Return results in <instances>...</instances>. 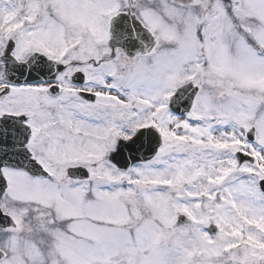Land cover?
<instances>
[{"label":"snow or ice","instance_id":"6c2138e0","mask_svg":"<svg viewBox=\"0 0 264 264\" xmlns=\"http://www.w3.org/2000/svg\"><path fill=\"white\" fill-rule=\"evenodd\" d=\"M0 264H264V0H0Z\"/></svg>","mask_w":264,"mask_h":264}]
</instances>
